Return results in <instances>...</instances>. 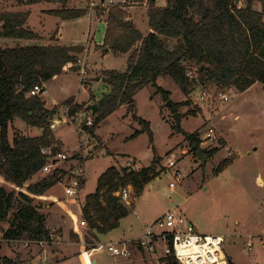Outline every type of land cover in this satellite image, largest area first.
Listing matches in <instances>:
<instances>
[{"label": "rangeland", "instance_id": "obj_1", "mask_svg": "<svg viewBox=\"0 0 264 264\" xmlns=\"http://www.w3.org/2000/svg\"><path fill=\"white\" fill-rule=\"evenodd\" d=\"M124 2L66 0L64 4L59 0H42L25 4L19 0H0V12L28 11L27 24L37 34V38L27 40L0 37V46H12L19 42L23 44L28 40L38 44L82 46L73 67L68 65L65 69L67 72L47 80L48 97L47 93L43 96L45 103L46 100L49 103L57 101L48 103L46 107H58L53 120L57 123L53 130V142L58 152L67 155V159L56 166L67 174L48 192L34 196V202L45 215L46 226L54 239L44 245H25V240L7 241L3 239L2 233L8 222L3 221L0 223L1 255L17 264H51L54 262L52 260L60 261L53 264H94L92 259L96 257L97 264H118V259L128 257L105 252L99 244L130 240L132 254L129 258L138 256L141 263L158 264L151 253L138 248L135 243L142 236L146 223H155L166 210H175L186 217L195 232L222 235V249L231 259V264H264L263 85L254 83L242 92L233 86L196 85L187 97L188 104H181L175 110L179 112V126L175 123V112L150 84L135 93V109L121 104L102 120L93 134L81 127L87 117L93 120L90 110L68 114L69 108L63 104L66 98H71L72 103L84 104L83 107L96 103L109 91L104 71H123L126 68L131 52L104 53V43H97L104 39L106 23L103 19L94 20L96 16L106 18L108 8ZM130 3L123 6L128 19L133 20L141 33H146L149 25L144 8H148V4L145 1ZM157 4L162 6L165 0H158ZM242 4L239 2L238 5ZM63 7L84 8L87 11L74 18H62L47 12ZM253 8L260 10V3L254 2ZM167 44L173 47L175 39L169 40ZM156 83L169 91L171 102L185 100L184 93L169 76H158ZM204 88L210 90V94L222 91L228 100H221L215 94L211 98L200 99L198 93ZM193 108H197L198 112L187 115V111ZM139 117L148 122L152 140L146 130H141L143 124L138 120ZM210 126H214L218 137L212 144L201 147L203 150L217 149L210 157H205L206 161L202 163L196 152L191 150L189 142L185 141V133L198 131L200 138ZM41 131L39 127L27 126L21 119L15 118L9 125L8 139L11 142L12 137L17 135L37 136ZM231 150L233 155L228 158L227 153ZM168 156L177 160L174 169H179L183 177L172 191L169 183L174 180V169L166 167ZM226 159L227 164L220 166ZM154 161L159 162L161 171L144 185L140 194H134L130 185L123 186L129 192L128 200L123 201L129 205V210L116 228L93 234L88 223L73 228L81 217H78V204L81 207L84 205V195L95 190L96 179L104 170L110 166L139 170ZM46 174L40 171L32 180ZM76 175L81 180L75 195L77 200L64 194V186ZM0 184L8 190L13 188L1 176ZM81 245L82 249L87 248L83 251L81 261L70 258ZM164 258L160 257L159 264H166L163 263Z\"/></svg>", "mask_w": 264, "mask_h": 264}, {"label": "trees", "instance_id": "obj_2", "mask_svg": "<svg viewBox=\"0 0 264 264\" xmlns=\"http://www.w3.org/2000/svg\"><path fill=\"white\" fill-rule=\"evenodd\" d=\"M25 4L42 0H19ZM66 4V0H59ZM148 4L146 15L150 30L146 35L128 20L124 5L130 2ZM158 0H130L108 8L104 47L114 52L129 53L123 71L105 70V81L109 91L96 101L97 112L92 123L85 120L81 127L94 133L102 120L119 108L121 104L134 103L135 93L150 84L160 92L163 100L175 112L181 104H188V95L196 85L214 84L218 87H234L245 91L252 84L264 86V0H165L160 6ZM243 2L242 5H238ZM254 2L261 9L253 8ZM84 8L50 9L47 12L62 18L80 17ZM28 11L0 12V37L18 39L37 38L27 26ZM175 39L170 49L169 40ZM82 46L76 44H38L28 41L12 46H0V176L16 187L8 190L0 184V223L8 222L2 237L7 241L49 239L46 218L34 202L33 195H43L67 172L59 167L31 181L42 171L47 155L43 148L50 147L57 153L53 142V122L58 107H46L38 94H31L34 85L63 74L68 65L73 67L77 53ZM72 65V66H71ZM196 68V75L190 78L187 72ZM160 75L169 76L185 95V100L171 102L169 91L156 83ZM63 104L74 115L85 110L84 104L72 103L66 98ZM133 110V109H132ZM198 109L187 111L193 115ZM19 118L27 126L39 127L37 136L17 135L11 142L8 129L11 122ZM141 130H146L152 140V132L146 120L139 117ZM139 131L135 132V136ZM192 151L201 146L198 131L185 133ZM217 148L203 150L206 158ZM224 160L220 166L226 165ZM158 161L139 170L110 166L97 177L96 188L86 194L82 216L89 230L105 233L119 225V220L128 213L118 192L130 185L134 194H140L144 185L156 177L161 169ZM171 260V258H169ZM0 264H17L0 253ZM231 264V262H230Z\"/></svg>", "mask_w": 264, "mask_h": 264}, {"label": "built area", "instance_id": "obj_3", "mask_svg": "<svg viewBox=\"0 0 264 264\" xmlns=\"http://www.w3.org/2000/svg\"><path fill=\"white\" fill-rule=\"evenodd\" d=\"M187 75L192 78L196 75V68H192L187 72ZM31 94H38L41 97L46 95L45 85H34L30 89ZM217 96L221 100H228V96L222 91H215L210 94V90H200L198 96L200 99L207 97ZM85 123L90 125L92 123V117H87ZM218 135L214 126L208 127L200 136L201 145H210L217 139ZM42 152L47 155L46 164L43 166L42 171L49 173L53 167L57 166L59 162L67 159V155L62 152L53 153L50 147L43 148ZM233 151H228L227 157L231 158ZM177 160L171 156L166 157V167L173 168L176 166ZM80 173V168H79ZM77 173V172H76ZM174 178L169 183L170 190L172 191L177 182L183 179L181 171L174 169L172 172ZM81 180L78 175L71 180L66 186H64V194L68 197L75 199L77 195ZM122 201L128 200L129 192L126 187H122L116 192ZM81 226L87 225L84 219L79 221ZM49 239L41 238L38 240H25V245L32 243L44 245L50 244L53 241L54 236L52 232L48 234ZM130 240L124 242H106L105 244H99V247L103 251H108L114 256L129 257L131 252ZM162 245L159 247L158 244ZM223 237L219 234H204L195 232L194 227L189 223L186 217L176 212L175 210H167L159 220L152 224H146L143 230V234L136 241L138 248L144 249L146 252L151 253L156 258V263L163 255L165 258H171L177 264H230V258L226 252L222 249ZM159 248L162 254L159 252Z\"/></svg>", "mask_w": 264, "mask_h": 264}, {"label": "crops", "instance_id": "obj_4", "mask_svg": "<svg viewBox=\"0 0 264 264\" xmlns=\"http://www.w3.org/2000/svg\"><path fill=\"white\" fill-rule=\"evenodd\" d=\"M145 9V14H146V11H147V7H145L144 8ZM47 13V12H46ZM91 14L93 15V13H92V11H91ZM148 16V15H147ZM100 19H103L104 21H105V23H107L106 22V18L105 17H98V16H96V18L94 19L95 21H99ZM127 19H128V17H127ZM147 19H148V17H147ZM128 20H132V19H128ZM132 22H133V20H132ZM134 23V22H133ZM28 25V24H27ZM135 25V24H134ZM149 25V24H148ZM29 26V25H28ZM31 29V28H30ZM32 30V29H31ZM150 30V27H149V29H148V31ZM147 31V32H148ZM147 32L146 33H143L144 35H146L147 34ZM35 33V32H34ZM35 35L37 36V34L35 33ZM55 35H56V33H55ZM56 37H57V35H56ZM58 38V37H57ZM92 40V39H91ZM29 41V40H28ZM28 41L26 42V43H28ZM103 41H104V39H103ZM103 41H100V43H97V45H100V44H102L103 43ZM25 42L23 43V44H26ZM56 44H58V43H56ZM44 45H46V44H44ZM106 48H108V47H106ZM170 49L172 48V47H169ZM108 51H112L110 48H108L107 50H105V47L103 48V52L104 53H106V52H108ZM128 54V53H127ZM65 72H67V71H65ZM64 72V73H65ZM45 85V90H46V93H47V97H48V90H47V88H46V83L44 84ZM47 97H45V100H46V98ZM85 97H88V96H85ZM99 99V98H98ZM97 99V100H98ZM83 100V99H82ZM47 102H46V105L49 103L48 102V100H46ZM57 101H52L51 103H49V104H52V103H56ZM133 105H134V103H133ZM133 108V107H132ZM134 109H135V107H134ZM31 181H33L32 179H31ZM11 184V183H10ZM13 187H16L14 184H11ZM17 188H19V187H17ZM21 191H23V192H26V190H25V188H19ZM18 189V190H19ZM33 196H38V195H33ZM86 195H84V197H85ZM75 200H77V198H75ZM83 207V206H82ZM82 207H81V205L79 206V204H78V217H82V219H84V217L82 216ZM167 211V210H166ZM42 213V212H41ZM80 213H81V215H80ZM43 214V213H42ZM45 216V215H44ZM81 217H80V220H81ZM122 219V218H121ZM120 219V220H121ZM79 220V221H80ZM85 220V219H84ZM120 220H119V222H120ZM79 221H78V223H74V225H73V228H79V227H83V226H81L80 225V223H79ZM147 224V223H146ZM145 227V226H144ZM116 228V227H115ZM114 229V228H113ZM73 230H75V229H73ZM144 230V229H143ZM76 231V230H75ZM77 232V231H76ZM90 232L93 234V232H95V231H91L90 230ZM143 233V232H142ZM19 241V240H18ZM159 245V247H162V245H161V243L160 244H158ZM82 247H83V245H81V247H79V249H78V252H76V254L75 255H73V256H71L70 258H72V259H78L79 261H81V257H82V254H83V251L84 250H87V248L85 249V248H83L82 249ZM159 252L162 254V251H161V249L159 248ZM135 256V255H134ZM161 257H163V255L161 256ZM52 261H54L55 263H58V262H60V261H58V260H52ZM92 261H93V263L94 264H97L98 263V259H97V257L96 258H93L92 259ZM125 261H129L128 262V264H148V263H146V262H144L143 263V261H142V263L141 262H139V257L138 256H136V257H128V258H124V259H118V264H126V263H124ZM53 262V263H54ZM53 263H51V264H53ZM163 263H166V264H176L172 259L171 260H169V258H164V262Z\"/></svg>", "mask_w": 264, "mask_h": 264}, {"label": "water", "instance_id": "obj_5", "mask_svg": "<svg viewBox=\"0 0 264 264\" xmlns=\"http://www.w3.org/2000/svg\"><path fill=\"white\" fill-rule=\"evenodd\" d=\"M107 49H108V48L105 47V50H107ZM97 79H98V77H97ZM130 106L133 107V108L135 107V106L133 105V103L130 104ZM85 107H86L85 110H90V111H91V114H92L93 116L95 115V113H96L97 110H98V107H97V105H96L95 103H93V104H87ZM174 118H175V123H177V126H179V112H178V111H176V112L174 113ZM196 155H197L198 159L201 160L202 163H205L206 158H205V156H204L203 147L199 146V147L196 149ZM230 261H231V259H230Z\"/></svg>", "mask_w": 264, "mask_h": 264}]
</instances>
